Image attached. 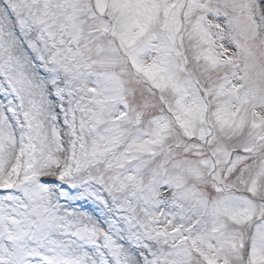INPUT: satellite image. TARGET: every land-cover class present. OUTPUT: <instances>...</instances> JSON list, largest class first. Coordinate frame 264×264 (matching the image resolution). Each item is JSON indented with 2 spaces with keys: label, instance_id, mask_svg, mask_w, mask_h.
Here are the masks:
<instances>
[{
  "label": "snow or ice",
  "instance_id": "6c2138e0",
  "mask_svg": "<svg viewBox=\"0 0 264 264\" xmlns=\"http://www.w3.org/2000/svg\"><path fill=\"white\" fill-rule=\"evenodd\" d=\"M0 264H264V0H0Z\"/></svg>",
  "mask_w": 264,
  "mask_h": 264
}]
</instances>
